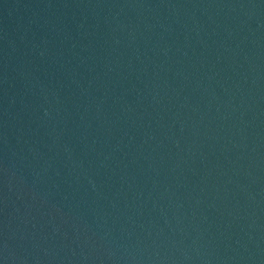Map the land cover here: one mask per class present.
<instances>
[{
  "label": "water",
  "instance_id": "water-1",
  "mask_svg": "<svg viewBox=\"0 0 264 264\" xmlns=\"http://www.w3.org/2000/svg\"><path fill=\"white\" fill-rule=\"evenodd\" d=\"M0 264H264V0H0Z\"/></svg>",
  "mask_w": 264,
  "mask_h": 264
}]
</instances>
